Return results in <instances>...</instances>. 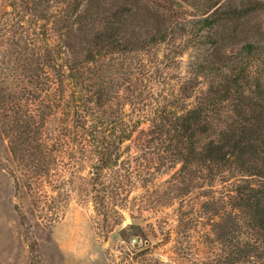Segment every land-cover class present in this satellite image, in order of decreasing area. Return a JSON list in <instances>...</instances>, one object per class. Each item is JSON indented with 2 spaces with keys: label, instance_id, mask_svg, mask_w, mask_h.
I'll return each mask as SVG.
<instances>
[{
  "label": "rangeland",
  "instance_id": "obj_1",
  "mask_svg": "<svg viewBox=\"0 0 264 264\" xmlns=\"http://www.w3.org/2000/svg\"><path fill=\"white\" fill-rule=\"evenodd\" d=\"M241 4L245 11L233 12ZM204 17L217 19V44L203 66H264L241 49L264 42V0H0V264H264V196L255 206L233 191L264 183L250 165L264 166L244 157L249 170L226 168L200 149L186 160L177 154L184 131L173 123L197 103L201 145L231 139L239 109L261 120L264 151V114L246 98L219 102L194 70L195 48L180 27L205 35L195 23ZM120 21L116 35L136 50L106 61L109 101L98 108V82L79 90L73 78L57 80L56 63L62 57L68 74L87 75L95 39ZM158 32L173 44H152ZM92 112L115 135L120 122L137 121L121 144L118 170L129 181L110 228L93 222L90 148L76 141Z\"/></svg>",
  "mask_w": 264,
  "mask_h": 264
},
{
  "label": "trees",
  "instance_id": "obj_2",
  "mask_svg": "<svg viewBox=\"0 0 264 264\" xmlns=\"http://www.w3.org/2000/svg\"><path fill=\"white\" fill-rule=\"evenodd\" d=\"M218 8L219 6L213 9V16L218 15ZM243 11L245 10L241 4V6L233 12H238V14H240ZM225 14L227 15V12ZM114 16L115 13H113V17ZM195 23L207 28L205 35L198 34L195 37V35L191 34L190 30H184L183 27H180V36H184L183 38L189 36L190 40H192L190 46L195 48V53L193 54L195 59L194 70L201 72L208 82L205 93L213 96L218 94L215 98H217L219 102L228 99L241 102L240 97L246 98L251 101V108L253 110H256L259 114H264V66L259 67L255 64H248L238 68L230 64L225 67L226 71L219 72H213L214 70L212 67L203 66L201 61L204 59V56L212 54L217 44L216 39H214L216 35L215 27L217 19L204 17L199 18ZM121 26L122 21H120L116 27L112 26V30L104 32L103 36L95 39L94 43L99 46V48L90 54L91 59L89 65L86 68L84 67L87 70V75L86 72L81 71L80 73H75L74 77L71 73L68 74L72 69L70 70V68L67 67L62 57H60L61 63H56L57 67L60 66L58 75L56 76L57 80L65 81V78L66 80H72L73 78L72 84L76 85L79 90L88 87L85 83H92V81L95 80L98 82L96 85L104 89V94L102 92L92 93L96 98L94 104L98 108H102L106 100L109 101L105 94V86L100 84L106 70L105 67L108 68L106 61L109 62L108 60H112L114 55H119L121 57L130 50H136L129 48V43L125 36L116 35ZM174 38V36H166L165 32H158L157 34L151 35L149 40L152 44L167 42L166 44L168 45L173 44ZM241 49L245 55L253 57V62L264 63V42H245ZM219 91H221V94H219ZM84 98L87 99L86 97ZM214 103L215 101L211 103V105ZM242 106H244L243 108H245L246 111L250 110L247 109L250 108V105L243 104ZM30 110L32 109H30L29 106L26 107L27 113H29ZM237 110V112L233 111V114L237 116L236 122H238L234 127L236 134H233L232 138L225 144L218 139L209 138L206 143H202L201 145L202 140L197 137L198 134H201L200 130L198 129L197 133L193 132V128L198 126L197 121L200 119L201 115L200 103H197L195 107L192 106L187 109L183 116L177 117V121H175L173 125L179 126L181 131H184V137H182L183 141H181L182 146L180 147L182 149L177 153L181 160H186V157L192 158V156L195 155V150H201V152L198 153H201L205 157L226 168H245V164L242 163L243 160L245 161V159H243L244 157L255 158L259 165L264 166V155L261 157L259 155V151L264 154L263 149H260L261 145L259 143H263L261 139V134L263 132L259 127L261 120L256 116H251L246 119V121L242 119L243 115L239 114V109ZM91 117H93L94 122L93 124L91 123L89 131L86 134L84 133V135L76 133V141L78 144L90 148V151H88L90 157L89 176L91 201L95 213V220H93V222L99 226L110 228L122 218L119 211L121 207L119 206L125 204L124 194L121 192L124 190L126 182L124 181V177L127 176L118 170V168H120V163H122L120 152L121 144L124 140L131 137V133L135 130L137 121L120 122L123 125V129L120 134L115 135L113 132L109 131V133H107L101 128L103 121L100 119L99 115L92 112ZM160 121H164V119H160ZM234 136L236 137L234 138ZM203 144H205V146ZM85 146H80V148L83 149ZM40 152L44 153L43 150ZM129 156L132 157L130 154ZM250 166H252L251 171L255 168V173L253 174L260 176L264 180V171L260 170L257 164ZM243 170L247 171L249 169L246 167ZM107 172L111 174V176L108 177V174H106ZM233 191L236 193L238 199L242 201L252 200L246 204H253L256 206L261 197L264 196V183H261L258 187L235 185ZM262 209L264 210V202Z\"/></svg>",
  "mask_w": 264,
  "mask_h": 264
}]
</instances>
